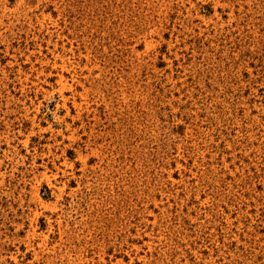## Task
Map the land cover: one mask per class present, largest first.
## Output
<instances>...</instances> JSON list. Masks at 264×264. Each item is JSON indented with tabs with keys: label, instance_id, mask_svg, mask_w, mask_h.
Segmentation results:
<instances>
[{
	"label": "rangeland",
	"instance_id": "obj_1",
	"mask_svg": "<svg viewBox=\"0 0 264 264\" xmlns=\"http://www.w3.org/2000/svg\"><path fill=\"white\" fill-rule=\"evenodd\" d=\"M0 264H264V0H0Z\"/></svg>",
	"mask_w": 264,
	"mask_h": 264
}]
</instances>
